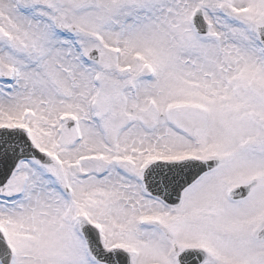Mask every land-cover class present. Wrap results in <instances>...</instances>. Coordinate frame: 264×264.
<instances>
[{"label": "snow or ice", "instance_id": "obj_1", "mask_svg": "<svg viewBox=\"0 0 264 264\" xmlns=\"http://www.w3.org/2000/svg\"><path fill=\"white\" fill-rule=\"evenodd\" d=\"M0 264H264V0H0Z\"/></svg>", "mask_w": 264, "mask_h": 264}]
</instances>
